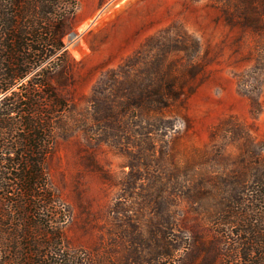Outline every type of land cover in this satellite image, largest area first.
I'll return each mask as SVG.
<instances>
[{
	"label": "rangeland",
	"instance_id": "1",
	"mask_svg": "<svg viewBox=\"0 0 264 264\" xmlns=\"http://www.w3.org/2000/svg\"><path fill=\"white\" fill-rule=\"evenodd\" d=\"M78 3L70 82L51 80L72 109L47 160L65 249L83 264H158L161 230L180 248L159 264L231 261L239 239L219 222L264 180V0ZM113 73L137 91L174 85L175 100L116 120Z\"/></svg>",
	"mask_w": 264,
	"mask_h": 264
},
{
	"label": "trees",
	"instance_id": "2",
	"mask_svg": "<svg viewBox=\"0 0 264 264\" xmlns=\"http://www.w3.org/2000/svg\"><path fill=\"white\" fill-rule=\"evenodd\" d=\"M78 5V0H0V264H83L65 249V219L47 169L62 127L60 117L72 111L51 80L61 73L66 79L59 85L70 82L71 57L64 37ZM55 57L61 63L51 68ZM118 74L113 73L111 84L116 101H125L117 108L116 120L136 110L161 111L175 100L174 85L137 91L134 84L120 83ZM260 181L262 189L251 190V207L239 211L242 204H235L219 222L235 227L239 239L231 261L223 264H264V212L253 206L264 200V180ZM240 192L235 198L241 202ZM158 233L152 255L159 264L180 244L168 233Z\"/></svg>",
	"mask_w": 264,
	"mask_h": 264
},
{
	"label": "bare ground",
	"instance_id": "3",
	"mask_svg": "<svg viewBox=\"0 0 264 264\" xmlns=\"http://www.w3.org/2000/svg\"><path fill=\"white\" fill-rule=\"evenodd\" d=\"M96 18L98 19V18H99V16H97ZM97 19H96V20H97ZM73 38H74V37H73Z\"/></svg>",
	"mask_w": 264,
	"mask_h": 264
}]
</instances>
